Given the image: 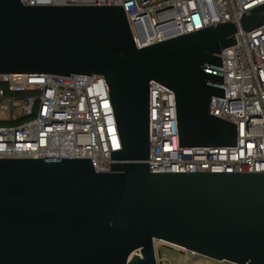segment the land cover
<instances>
[{"label":"water","instance_id":"water-1","mask_svg":"<svg viewBox=\"0 0 264 264\" xmlns=\"http://www.w3.org/2000/svg\"><path fill=\"white\" fill-rule=\"evenodd\" d=\"M264 24V3L138 48L123 5L0 0V74L102 75L122 147L91 158H0V264H158L156 239L264 264V172H152L149 87L175 92L180 146H237L211 112L223 49Z\"/></svg>","mask_w":264,"mask_h":264},{"label":"built area","instance_id":"built-area-1","mask_svg":"<svg viewBox=\"0 0 264 264\" xmlns=\"http://www.w3.org/2000/svg\"><path fill=\"white\" fill-rule=\"evenodd\" d=\"M31 5H123L134 41L143 48L224 21L237 22L264 0H26ZM223 49L225 98L212 96L213 115L237 125V146H180L175 92L149 87L152 172H264V24L238 30ZM122 147L102 75L0 74V158H91L111 172V151ZM175 245V244H174ZM178 246V245H176ZM192 261L207 257L186 249Z\"/></svg>","mask_w":264,"mask_h":264},{"label":"rangeland","instance_id":"rangeland-1","mask_svg":"<svg viewBox=\"0 0 264 264\" xmlns=\"http://www.w3.org/2000/svg\"><path fill=\"white\" fill-rule=\"evenodd\" d=\"M155 244L158 264H220L201 256L192 261L188 251L160 239H156Z\"/></svg>","mask_w":264,"mask_h":264},{"label":"bare ground","instance_id":"bare-ground-1","mask_svg":"<svg viewBox=\"0 0 264 264\" xmlns=\"http://www.w3.org/2000/svg\"><path fill=\"white\" fill-rule=\"evenodd\" d=\"M194 252H195V250H194ZM197 252V251H196Z\"/></svg>","mask_w":264,"mask_h":264}]
</instances>
